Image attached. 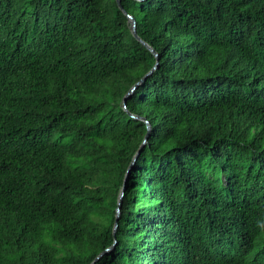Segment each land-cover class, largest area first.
Listing matches in <instances>:
<instances>
[{
	"label": "trees",
	"instance_id": "trees-1",
	"mask_svg": "<svg viewBox=\"0 0 264 264\" xmlns=\"http://www.w3.org/2000/svg\"><path fill=\"white\" fill-rule=\"evenodd\" d=\"M120 6L0 0V264H264V0Z\"/></svg>",
	"mask_w": 264,
	"mask_h": 264
},
{
	"label": "water",
	"instance_id": "water-1",
	"mask_svg": "<svg viewBox=\"0 0 264 264\" xmlns=\"http://www.w3.org/2000/svg\"><path fill=\"white\" fill-rule=\"evenodd\" d=\"M116 1V3H117V5L120 7V9H121V6H120V0H115ZM136 1H144V0H136ZM126 16H127V18H128V22H129V28H130V31H131V33H132V35H133V37L138 41V42H140L149 52H151L153 55H154V57L156 58V63H155V65H154V67L152 68V70L150 71V72H148L138 83H136L130 90H129V92L125 95V97L123 98V102H122V104H123V107L125 108V102H126V99L131 95V93L134 91V89L141 83V82H143V80H145V78L147 77V76H149L150 74H151V72L153 71V70H155L156 68H157V66H158V56H157V54H156V52L149 46V45H147L142 39H140L139 37H138V35H137V33H136V22H135V19L131 16V15H129V14H127L126 13ZM126 110V109H125ZM126 112H127V110H126ZM128 113V112H127ZM129 116L131 117V118H133V119H135V120H142V121H144V123L146 124V129H147V131H146V134H145V137H144V140H143V142H142V144L140 145V147L138 148V150H137V152H136V154L134 155V157H133V160H132V162L130 163V165H129V167H128V170H127V172H126V174L129 172V170H130V168L132 167V165L135 163V160H136V158L138 157V155H139V153H140V151H141V149L143 148V146L145 145V143H146V141H147V139H148V137H149V135H150V131H151V127H150V124H149V122L145 119V118H142V117H139V116H135V115H133V114H129ZM125 179H126V177H125ZM124 191H125V181H124V184H123V187H122V191H121V193H120V196H119V199H118V204H117V209H116V217H115V223H114V231H115V229H116V225H117V221H118V218H119V207L121 206V202H122V197H123V194H124ZM113 247V246H112ZM111 247V248H112ZM102 254H100L95 260H94V262L96 261V260H98L99 259V257L101 256ZM94 262L92 263V264H94Z\"/></svg>",
	"mask_w": 264,
	"mask_h": 264
}]
</instances>
